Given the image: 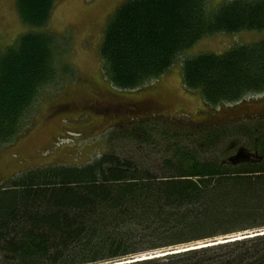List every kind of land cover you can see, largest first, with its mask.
<instances>
[{"label":"trees","instance_id":"obj_1","mask_svg":"<svg viewBox=\"0 0 264 264\" xmlns=\"http://www.w3.org/2000/svg\"><path fill=\"white\" fill-rule=\"evenodd\" d=\"M207 1L118 6L99 45L110 90L99 87L96 95L108 106L120 107L112 97L136 102L118 92L160 80L204 36L264 30V0H226L214 10ZM55 2L16 0L31 30L0 50V148L26 133L39 92L64 71L55 35L39 31ZM181 66L182 85L200 94L207 122L133 121L123 136L138 149L162 148L156 166L117 154L110 140L109 151L90 163L49 164L0 183V264H115L163 249L170 253L124 264H264V118L222 120L212 112L264 93V39L187 57ZM242 148L259 160L235 162ZM209 240L215 243L175 251Z\"/></svg>","mask_w":264,"mask_h":264},{"label":"rangeland","instance_id":"obj_2","mask_svg":"<svg viewBox=\"0 0 264 264\" xmlns=\"http://www.w3.org/2000/svg\"><path fill=\"white\" fill-rule=\"evenodd\" d=\"M124 1L56 0L49 21L39 31L55 35L56 61L59 69L65 66L64 71L60 70L55 82L39 92L26 114V126L29 127L26 133L0 148V183H7L17 172L49 164L81 166L90 163L108 152L110 144L119 155L136 157L144 164L146 160L154 161L156 166L165 154L161 152L162 148L146 146L138 149L137 144L123 136L122 131L132 126L133 121L154 115L167 116L174 121L189 116L195 121L207 122V118L202 117L200 94L187 91L182 85V61L201 53L222 54L237 45L264 39V30L206 35L186 49L183 57L176 60L160 80L136 90L118 92L122 99L144 101L139 110L129 112L110 108L104 97L96 95L99 87L103 91L110 90L101 69L99 45L107 21ZM224 1L208 0L207 6L214 10ZM15 4L16 0H0V50L11 46L20 35L31 30L20 19ZM250 98L253 97L245 100L250 101ZM250 103L222 107L212 112L227 120L229 116L242 115ZM263 107V104H252L249 111L252 108V111H259ZM80 132L82 136L78 135ZM168 250H151L140 255Z\"/></svg>","mask_w":264,"mask_h":264},{"label":"flooded vegetation","instance_id":"obj_3","mask_svg":"<svg viewBox=\"0 0 264 264\" xmlns=\"http://www.w3.org/2000/svg\"><path fill=\"white\" fill-rule=\"evenodd\" d=\"M111 100H116V101L120 102V107L121 108L124 107V106H127V105H129L130 107L134 106V107H139L140 108L141 106H143V104H145L144 101L143 102L142 101H136V102H132V103H129L127 101H122V100L120 101L118 99V97L117 98L112 97ZM244 102H252V103L249 104V106L246 108V110L243 111L242 115L245 118H247V119H258V118L262 119V118H264V107H263V109L259 108L260 109L259 111H252L253 108L249 111L250 105H252V104L254 105V104L257 103V104H260V105L261 104L264 105V93L261 94V96H256V97L250 98V101H246L244 99V100L240 101V103L238 105H236V107L239 106L240 104H243ZM109 105H110L109 106L110 108L111 107L112 108L113 107H116V108L119 107L118 104H116V103H115L116 106H114V104H112V103L109 104ZM242 115L240 114V116H242ZM240 116L237 114V117H240ZM234 157H235V162H238V163L245 162V163L248 164V163H253V162L259 160L256 150H253V149L252 150H248L246 148H242L241 150H238L237 154Z\"/></svg>","mask_w":264,"mask_h":264},{"label":"bare ground","instance_id":"obj_4","mask_svg":"<svg viewBox=\"0 0 264 264\" xmlns=\"http://www.w3.org/2000/svg\"><path fill=\"white\" fill-rule=\"evenodd\" d=\"M213 243H215V242H213ZM213 243H203L202 245H200V246H203V245H210V244H213ZM196 244H193V246L192 247H199V245H197V246H195ZM189 248H192V247H190V246H188ZM172 251H174V250H171V252ZM175 251L177 252H179V251H181L179 248L178 249H175ZM164 254H166V253H159V254H157V256H160V255H164ZM144 256V257H143ZM154 256H156V255H154ZM154 256H150V257H154ZM149 257V255H139V256H137L136 258L137 259H134V260H128V261H136V260H139V259H146V258H150ZM128 261H126V262H128ZM124 263V262H123ZM115 264H119V262L118 263H115Z\"/></svg>","mask_w":264,"mask_h":264},{"label":"water","instance_id":"obj_5","mask_svg":"<svg viewBox=\"0 0 264 264\" xmlns=\"http://www.w3.org/2000/svg\"><path fill=\"white\" fill-rule=\"evenodd\" d=\"M197 245H199V247L201 248V247H203V246H200V245H202V244H197ZM197 245H195V246H197ZM184 249V248H183ZM188 249H192V248H189V247H185V250H188ZM157 256V255H156ZM153 258V257H152ZM119 264H122V263H119Z\"/></svg>","mask_w":264,"mask_h":264}]
</instances>
